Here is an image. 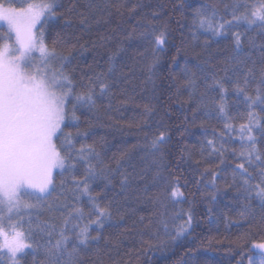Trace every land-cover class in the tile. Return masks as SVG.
Listing matches in <instances>:
<instances>
[{"label": "snow or ice", "instance_id": "6c2138e0", "mask_svg": "<svg viewBox=\"0 0 264 264\" xmlns=\"http://www.w3.org/2000/svg\"><path fill=\"white\" fill-rule=\"evenodd\" d=\"M110 6L117 11L124 7L119 3ZM137 6L134 5L133 9ZM57 8V0L28 2L26 7L19 8H6L0 4V22L6 25V31L0 36L2 264H25L28 256L32 257V264H104L100 259L103 251L101 242L109 243L104 229L113 218L112 201L101 206L98 202L100 193L94 194L92 185L97 181H104L105 187L112 185L116 169L104 163L95 143H82L89 132L81 127V117L85 116L81 109L87 108L93 115L98 114L102 107L112 109L118 95L126 96L125 100L118 103L135 101L134 97L126 95L127 89L124 87H119L118 92L113 91L120 84V76L113 67L109 66L106 72H96L88 77L80 75L78 79L77 68L73 66V52L77 45L62 41L59 34L51 46L48 44L44 29L49 21L60 15ZM223 8V16L215 6L211 9L203 6L194 13L196 31L191 37L193 45L200 42L198 33L203 32L212 39L230 35L232 48L230 54L219 61L221 67L216 71L205 72L197 65L195 67L201 73L197 77V73L190 68L182 70L184 85L189 89L184 102L196 105L193 122L195 113L201 112L202 124L213 119L223 124L219 147H215L212 140L208 141L213 148L209 155H215L220 164L224 163L228 152L225 144L231 142L233 133L238 132L240 151L237 155L236 150L232 149V155L240 162L233 169L232 182L228 187H235L238 194L237 215L240 220L247 222L249 229H257L264 235V0H234L232 3H223ZM241 25L247 26L243 32L232 30ZM139 27L143 28L140 36L151 37L149 42L154 44L144 81L154 88V69L160 63L159 53L166 50L165 46L169 42L168 25L165 23L159 28L151 24ZM128 38H132V33ZM210 42L206 38L200 45L204 51H207ZM58 45H61L62 50H57ZM80 48L83 49V45ZM113 58H108L110 65ZM204 63L216 67L210 59ZM197 79L203 80V91H200ZM230 92L244 105L240 118L245 122L239 125L238 130L232 122L236 117L230 110ZM142 107L145 116L155 111L151 103H145ZM88 123L91 126L90 120ZM187 123L185 118L184 124ZM225 136L227 140L223 139ZM169 143L167 131L160 130L150 139L149 145L152 162L156 166L154 181L163 184L153 203L158 202L161 206H165L166 201L172 204L184 202V193L179 189L178 180L169 181L163 176ZM126 157L127 152L121 153L120 160ZM120 160H117L118 165ZM120 175L123 177L120 187L124 190L130 181L124 173ZM201 176L210 177L204 186V195L209 197L208 212L211 213V205L221 191L217 180L223 177L214 168L211 171L206 168ZM254 180L257 182L253 183ZM253 201L259 202V218ZM31 209L53 214L59 212L60 225L39 222L37 216L35 227L29 222V228L25 230L24 216L31 215L28 211ZM180 211L187 216V220L175 225L176 237L173 239L187 233L192 227L191 210ZM5 218L8 221L7 228L3 223ZM176 218H172L173 222ZM160 223L167 231V222L161 220ZM35 234H39V238H35ZM253 234L251 231L240 233L235 241L237 247L246 246ZM252 248L260 250L259 264H264V241L253 242ZM240 257L237 264H243L242 251ZM248 262L254 264L251 257H248Z\"/></svg>", "mask_w": 264, "mask_h": 264}, {"label": "trees", "instance_id": "16d2710c", "mask_svg": "<svg viewBox=\"0 0 264 264\" xmlns=\"http://www.w3.org/2000/svg\"><path fill=\"white\" fill-rule=\"evenodd\" d=\"M232 2L234 0H223V3ZM114 3L124 7L117 11L110 6ZM181 3L184 4L183 8ZM223 3L221 0H57L60 15L45 26V38L50 46L58 34L67 44L77 45L73 52V66L77 68L78 79L80 75L88 77L96 72H106L111 66L120 76V84L113 91L118 92L119 87H124L127 89L126 95L134 97L135 101L118 103L126 99L125 95H118L112 109L102 107L96 115L89 113L87 108L81 109L87 117H81V127L89 132L82 143H95L104 163L116 169L112 185L105 187L104 181L92 185L93 193H100L98 202L101 206L112 201L113 218L104 229L109 243L101 242L103 251L100 259L104 264H237L241 251L244 253L243 264H249L248 257L252 258L254 264L261 258L260 250L253 249L252 244L264 241V235L257 229H249L247 222L240 220L237 215L238 194L235 187H228L232 182L233 169L240 162L232 155V149L236 150L237 155L240 151L238 134L233 133L231 142L225 144L228 152L224 163L220 164L215 155H209L213 148L208 141L212 140L215 147H219L223 124L215 119L202 124L201 112L195 113L193 122L196 105L184 102L189 89L184 85L182 70L190 68L197 73V77L201 75L195 67L197 65L205 72L216 71L221 67L219 61L231 52L230 35L212 39L209 34L200 32V42L195 45L191 39L196 31L193 25L196 9L215 6L223 16ZM134 5L138 6L133 9ZM153 13L159 15L154 16ZM165 23L168 25L169 42L166 50L159 53L160 63L154 69L153 88L144 81L154 44L149 42L151 37L140 36L143 28L139 25L147 27L151 24L159 28ZM246 27L232 30L243 32ZM133 29L136 31L133 32ZM4 32L5 29L0 27V36ZM130 33L131 39L128 38ZM206 38L211 42L204 51L200 45ZM80 45H83V49ZM57 50H62L61 45L57 46ZM110 56H114L111 65L108 60ZM209 59L211 64L216 65L215 68L204 63ZM196 83L203 91V80L197 79ZM228 100L231 113L236 117L232 122L238 129L245 122L240 118L244 105L231 92ZM145 103L155 106L150 116L144 115L142 105ZM185 118L187 125L184 124ZM160 130H166L170 139L163 176L169 181L178 180L179 189L184 193V202L179 204L166 201L165 206H161L158 202L153 203L163 184L154 181L156 166L152 162L149 145L150 139ZM223 139L227 140V136ZM124 152H127V157L120 160ZM117 160H120L119 165ZM206 168L210 171L214 168L223 177L217 180L221 191L211 205V213L208 212L209 197L204 195V186L210 177L201 176ZM120 173L127 175L130 181L124 190L120 187L123 178ZM83 199L87 200L86 197ZM253 206L259 218V202L253 201ZM87 208L88 205L85 211ZM181 209L185 212L191 210L192 227L187 233L173 239L176 237L175 225L187 220ZM37 213L39 222L48 221L57 226L61 223L59 212L53 214L38 209L31 219L32 227L38 222ZM174 216L177 217L175 222L172 219ZM161 220L167 222V231ZM246 231L254 234L246 246L239 248L235 241L240 233ZM35 238H39V234H35ZM95 259L93 257V261ZM25 264H32L31 256L26 258Z\"/></svg>", "mask_w": 264, "mask_h": 264}, {"label": "rangeland", "instance_id": "374dc122", "mask_svg": "<svg viewBox=\"0 0 264 264\" xmlns=\"http://www.w3.org/2000/svg\"><path fill=\"white\" fill-rule=\"evenodd\" d=\"M28 2L40 3L38 1H33V0H1L0 4H3L4 7H6V8L9 7V6L19 8V7H22V6L26 7ZM241 26H246V25H241ZM0 27H3L5 29V31H6V25H4L3 22H0ZM233 29L236 30L237 28H233ZM237 134H238V132H237ZM238 138H239V135H238ZM28 211L31 213V215H25L24 216L23 227H24L25 230H27V228L29 227L28 224H29V222L32 221L31 219L34 217L35 212L38 211V209H31V210H28ZM36 216H38V213L36 214ZM3 223H4L5 227L7 228L8 227V221H7L6 218L3 221ZM259 261H260V259H258L256 261V264H259Z\"/></svg>", "mask_w": 264, "mask_h": 264}]
</instances>
